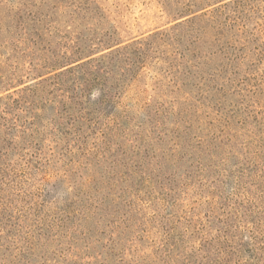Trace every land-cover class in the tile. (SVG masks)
<instances>
[{
	"label": "rangeland",
	"instance_id": "obj_1",
	"mask_svg": "<svg viewBox=\"0 0 264 264\" xmlns=\"http://www.w3.org/2000/svg\"><path fill=\"white\" fill-rule=\"evenodd\" d=\"M235 1L0 0V264H207L223 222L264 218V0L245 5V61L197 60L185 35ZM66 55L109 69L60 134L46 98L38 119L14 101Z\"/></svg>",
	"mask_w": 264,
	"mask_h": 264
},
{
	"label": "trees",
	"instance_id": "obj_2",
	"mask_svg": "<svg viewBox=\"0 0 264 264\" xmlns=\"http://www.w3.org/2000/svg\"><path fill=\"white\" fill-rule=\"evenodd\" d=\"M249 1L236 0L233 4L222 5L212 12L201 15L197 20L203 21L206 28H202L203 30L200 34H198L200 29L195 28L193 25L195 21L189 22L192 25L190 26L191 30H188L185 35H191L194 39L190 45L193 48L192 57L201 60L205 56L202 53V49H207V47L211 46V49L218 50V52L223 53L227 51L228 53L226 54H230L231 51L237 52L236 59L245 61L247 56L244 55V52L248 49V43L251 41L249 37L253 38V35L251 37L248 34V23H246L245 17H243ZM181 26V24L175 25L171 31H176ZM168 34L165 32L161 33L160 36L163 37L162 39L168 38L173 42H177L178 45L181 44V41L174 39L175 36L173 37ZM141 44L142 42H138L135 44L137 45L135 48L134 45L132 46L134 49L132 54L127 53V48L123 49L122 52H118L120 55L123 53L122 56L125 58V63L131 59L130 55L139 56L138 54H143L142 47H139ZM216 53L211 52L208 55L214 57ZM255 55L259 58L260 62L264 63V44H262L261 49L256 50ZM68 63L69 57L67 55L61 57V59L55 62L53 68H66V70L56 73L40 83L26 87L21 90V98L14 101V103H17L16 105L20 106L21 101L31 100L29 102L30 111L33 112L34 118L38 119V115L34 111L37 106V99L42 100L46 98V102L39 108L43 110L47 107V103L49 106L59 108L56 111V115L61 122L53 121L54 130L58 133L62 130V126L60 125L62 122L70 125L71 128L79 129L84 125V122L88 121L87 117L94 113L90 111L91 109L88 110L87 107L92 105L90 103L91 96L95 90L100 89L101 92L105 89L106 70L109 69L108 63L105 62V57L91 59L87 62L79 60L73 64ZM77 63L79 64L70 67ZM104 100L105 98L98 104L102 106L105 102ZM238 222H240V225L234 230L229 219L223 222L225 229L219 235H222V238L231 236L232 242H221V238H219L216 243L217 249L213 260L207 264H264V218L258 220V216L255 215L254 210L247 209V213L242 215ZM233 240L235 241L233 242ZM244 253L247 256H244ZM245 257L247 258L243 259Z\"/></svg>",
	"mask_w": 264,
	"mask_h": 264
}]
</instances>
